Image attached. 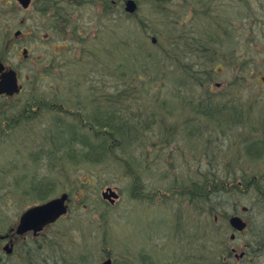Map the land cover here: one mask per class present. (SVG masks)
<instances>
[{
  "label": "rangeland",
  "instance_id": "obj_1",
  "mask_svg": "<svg viewBox=\"0 0 264 264\" xmlns=\"http://www.w3.org/2000/svg\"><path fill=\"white\" fill-rule=\"evenodd\" d=\"M81 1L53 42L68 67H19L31 77L19 99L33 100L1 104L29 118L0 137V233L70 194L35 255L7 264H192L191 245L206 264L203 201L173 193L210 166L264 165V0H136L134 15L127 0ZM71 27L82 34L70 40ZM48 96L71 114L39 109Z\"/></svg>",
  "mask_w": 264,
  "mask_h": 264
},
{
  "label": "flooded vegetation",
  "instance_id": "obj_2",
  "mask_svg": "<svg viewBox=\"0 0 264 264\" xmlns=\"http://www.w3.org/2000/svg\"><path fill=\"white\" fill-rule=\"evenodd\" d=\"M80 2L83 1L0 0V83L14 72L19 85L16 94L0 93V137L4 136V131L18 126L20 120L28 124L29 117L23 110L12 113L1 105L8 101L33 100V97L19 99L25 91L26 81L30 86L31 78L30 75L23 78L19 67H68L57 56L65 47H56L53 42L55 38H65L63 29L68 28L72 17L70 12ZM71 29L73 31L68 33L70 40L82 34L76 27ZM34 72L37 76V69ZM52 99V96L46 97L38 108L42 106L49 111L60 108L62 114H71L64 105L52 104ZM167 130L161 129L162 133ZM230 163L224 165V171L208 167L203 175L192 176L186 186H181L178 177V190L173 194L185 196L195 204L203 201L208 217L205 226L206 264H264V165H261V160L250 159L236 166ZM19 222L20 219L9 226L7 232L0 233L1 264H7L19 252L24 256L35 255L36 241L46 236V229L38 235L32 232L18 234ZM188 253L184 257L195 263L196 249L193 245Z\"/></svg>",
  "mask_w": 264,
  "mask_h": 264
},
{
  "label": "water",
  "instance_id": "obj_3",
  "mask_svg": "<svg viewBox=\"0 0 264 264\" xmlns=\"http://www.w3.org/2000/svg\"><path fill=\"white\" fill-rule=\"evenodd\" d=\"M137 8L138 5L136 1L128 0L126 2V11L128 13H135ZM153 41L156 42V39H153ZM262 80L264 82V77ZM4 92L8 93L9 95L19 92V86L14 72H10V74H8L6 78H4V80L0 83V93ZM102 196L104 200L109 201L112 205H114L119 199L118 193L112 188H107L103 192ZM68 199L69 195L64 193L59 198H56L44 205L34 207L25 212V214L21 217L17 233L25 234L33 231L35 234H37L43 231L45 227L55 223L59 218L68 213ZM105 264H112V261L109 260Z\"/></svg>",
  "mask_w": 264,
  "mask_h": 264
},
{
  "label": "trees",
  "instance_id": "obj_4",
  "mask_svg": "<svg viewBox=\"0 0 264 264\" xmlns=\"http://www.w3.org/2000/svg\"><path fill=\"white\" fill-rule=\"evenodd\" d=\"M246 1H248V2H250V0H246ZM198 37H196L195 39H197ZM195 39H191V40H194V42L193 43H196V41H195ZM198 43H200V40H198ZM199 45H202V44H199ZM205 48H207L206 47V45H205ZM215 54V53H214ZM50 68V70H51V72H53V71H55V69L57 68V67H49ZM58 69V68H57ZM45 72H47V69H46V71ZM61 71L60 70H58V72H57V74H55V72H54V74H55V76H54V79H56V80H65L66 81V78H67V76H65V79L62 77V75H61ZM65 75V74H64ZM198 81V80H197ZM201 82V81H200ZM57 84V83H56ZM202 85V84H201ZM115 95H117V94H115ZM112 96L113 95H107V97H101L103 100H104V103H106L107 102V105H108V109H110V108H112V106H113V103H115L114 101H112ZM118 96H120V98H122V96H124L123 94H119ZM122 99H120L119 101H117L116 103L118 104L120 101H121ZM230 101V100H229ZM216 106L217 105H211V104H209V106H207L209 109H208V111H210V112H212V113H214V114H217V112H218V110H216L217 108H216ZM108 117L109 118H107V119H105L104 121H95V125L97 126V129L98 130H100L101 131V133H102V131L104 130V129H106V128H109V126L108 125H110V121H111V119L112 120H114V118H112L113 116H111L110 114L108 115ZM226 117H228V116H226ZM229 118V117H228ZM240 120H241V118H240ZM243 133H245V132H242V134ZM116 135H113L112 133H110V134H106V136L105 137H107V138H113V137H115ZM167 137L169 136V135H166ZM85 138H87V137H85ZM155 147H159V146H157V144L155 145ZM102 150L104 151V152H109L106 148H102ZM158 152V151H157ZM131 170H133L134 171V169L132 168ZM131 174H133L132 172H131Z\"/></svg>",
  "mask_w": 264,
  "mask_h": 264
},
{
  "label": "bare ground",
  "instance_id": "obj_5",
  "mask_svg": "<svg viewBox=\"0 0 264 264\" xmlns=\"http://www.w3.org/2000/svg\"><path fill=\"white\" fill-rule=\"evenodd\" d=\"M21 235H23V234H21ZM109 260L113 261L112 258L109 257V258H107L102 264H105V263H106L107 261H109Z\"/></svg>",
  "mask_w": 264,
  "mask_h": 264
}]
</instances>
